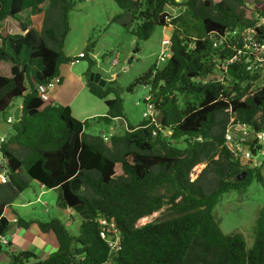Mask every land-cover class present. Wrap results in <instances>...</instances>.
Returning a JSON list of instances; mask_svg holds the SVG:
<instances>
[{"label": "trees", "instance_id": "16d2710c", "mask_svg": "<svg viewBox=\"0 0 264 264\" xmlns=\"http://www.w3.org/2000/svg\"><path fill=\"white\" fill-rule=\"evenodd\" d=\"M114 2L120 11L111 20L139 40L171 24V54L130 85L148 87L161 119L128 123L107 142L101 134H86L88 119L76 118L69 105L37 94V85L60 76L59 66L74 60L63 47L75 0H0V119L6 121L14 100L22 99L19 119L0 142L7 169V180L0 182V237L11 228L4 207L31 181L58 188L64 206L80 219L72 234L55 217H18V226L36 223L42 232L51 231L57 249L41 259L30 250L10 251L0 241V255L6 253L11 264H105L108 247L96 218L106 216L121 233L111 264H264V206L249 248L242 233H224L212 214L222 194L244 190L254 177L263 181L262 165L243 167L225 132L237 121L254 134L264 130V68L247 69L241 54L227 62L241 47L242 30L254 25L257 11L264 12V1L254 7L250 0ZM168 5L183 11L171 17ZM41 12L37 29L30 19ZM11 26L17 31L10 32ZM89 67L85 85L106 106L98 117L107 123L123 119L116 87L90 80ZM109 93L115 97L107 98ZM161 209L158 218L137 224Z\"/></svg>", "mask_w": 264, "mask_h": 264}, {"label": "rangeland", "instance_id": "374dc122", "mask_svg": "<svg viewBox=\"0 0 264 264\" xmlns=\"http://www.w3.org/2000/svg\"><path fill=\"white\" fill-rule=\"evenodd\" d=\"M250 1V6L254 7L255 4H260L264 0ZM182 9V6L168 5L165 7L171 17L181 13ZM119 11L120 9L114 0H75V6L69 15L70 29L64 40L63 51L66 55L74 57V60L72 64L68 62L62 63L60 66L67 65L70 67L72 72L80 77L83 84L81 88L75 87L69 94L68 99L72 101L73 115L79 117V120H84L81 117L85 113L97 112L99 107L102 109L105 106L104 100L92 95L85 85V71L89 67V60L93 61L89 67L90 72L99 74L108 84L111 82V85L116 87L123 104V119L116 118L107 123L98 116L88 118L85 133L89 135L122 133L128 123L135 125L147 119L145 96L149 93L148 87L133 85L130 89V85L151 65L156 64L158 68L162 67L166 59L160 60L159 57L162 53L169 51L167 46V49H164L166 43L163 42L170 38L171 24L156 26L148 39L139 40L127 32L119 22L111 20ZM42 16V12L32 15L30 24L40 29ZM16 31L14 26L10 27V32ZM80 51L86 53L85 58L77 57ZM113 97H115V93L107 95V98ZM21 100L18 97L14 103L21 102ZM111 127L113 130L110 129ZM229 131L237 136L252 137L251 132L242 134L237 127H232ZM257 161L262 165L260 171L263 181L254 177L244 190H230L222 194L212 210L213 217L221 230L224 233H242L247 248L251 247L253 243L255 220L259 209L264 206V156L259 152L256 154L252 165L260 166ZM202 166L203 164H199L194 167L191 176H195V173ZM36 184L35 181H31L30 186L16 197L15 202L20 204L19 207H15L17 214L24 220H46L55 217L63 223H67L69 219L70 222L67 223V227L72 234H77L80 219L73 209L64 206L58 188H45L44 192L40 193ZM162 210L164 209L139 219L137 224L140 225L158 218L161 216ZM9 235H6V239ZM3 247L5 248V246ZM0 264H11L10 257L6 253L0 255Z\"/></svg>", "mask_w": 264, "mask_h": 264}, {"label": "built area", "instance_id": "2783aa9c", "mask_svg": "<svg viewBox=\"0 0 264 264\" xmlns=\"http://www.w3.org/2000/svg\"><path fill=\"white\" fill-rule=\"evenodd\" d=\"M255 23L252 27L244 28L241 32V47L236 50L235 56L230 58L227 62L231 63L232 60L238 55L243 56L244 62L246 63V68L249 70H255L264 68V12L257 11L254 15ZM166 43L164 49L166 50L169 44V40H165ZM170 51L167 53H162L159 57L160 60H165L170 56ZM84 53H78L77 57H83ZM61 82L60 76L52 77L45 85H37V94L39 97L45 101L49 100L48 90L52 89ZM152 95L148 93L145 96V101L147 102V115L153 120L156 119L157 111L155 109V104L152 103ZM14 120L13 115H9L6 122L12 123ZM237 127L241 130L242 134L252 133V137L247 138L244 135L237 136L236 134L230 132V128ZM105 141L109 138L106 135H102ZM4 139V136H0V142ZM251 143H248V141ZM225 141L227 146L232 150L233 154L238 157L240 163L243 167H252L254 163V158L256 154L264 156V130L254 134L250 129L249 125L245 122L237 121L235 123H230L225 132ZM257 164H260L257 161ZM195 176H191L193 179ZM7 180V169L4 167V160L0 158V182H5ZM98 231L101 239L106 243L108 247V259L105 264H111L114 257L118 254L121 248V233L115 222L111 217L98 216L96 218ZM0 241L3 244H7L8 241L6 236H1Z\"/></svg>", "mask_w": 264, "mask_h": 264}, {"label": "crops", "instance_id": "0c3cea01", "mask_svg": "<svg viewBox=\"0 0 264 264\" xmlns=\"http://www.w3.org/2000/svg\"><path fill=\"white\" fill-rule=\"evenodd\" d=\"M72 63L73 61H70V64ZM59 75L61 77V82L55 87H53L52 89L48 90L49 101L52 104L69 105L71 108V112L73 114L72 105H71L72 101L68 99L69 94L75 87L81 88L83 84L80 80V77L74 74L72 70L70 69V67H67V65L60 66ZM76 83H77V86H76ZM14 104L15 106L13 107L12 115H13V111L15 107L20 106V110H21V102H17ZM105 112H106L105 106L102 109L99 107V110L97 112H87L81 118L82 119L94 118L96 116L104 115ZM76 118H79V117H76ZM110 129L113 130L112 127ZM112 134H115V133L113 132L106 136L110 138ZM117 134H120V133H117ZM0 136H5V133H0ZM0 185L2 184L0 183ZM36 185H37V188L39 189V192L43 193L45 187L40 183H37ZM15 200L16 199H14L11 202V204L5 206L3 209V215L9 220L11 224L15 223V220L18 217H20L17 214V209L15 208V207H19L20 204L16 203ZM69 222L70 221L68 219L67 223ZM15 225L16 226H15L13 233H11L9 237L7 238L8 243H7L6 248L8 250L10 251L30 250L31 252L35 253L39 258L44 259L50 253H52L53 251L57 249V241H56L54 234L51 231L42 232L36 223H31L28 227H21V226H18L16 223Z\"/></svg>", "mask_w": 264, "mask_h": 264}, {"label": "water", "instance_id": "95a60500", "mask_svg": "<svg viewBox=\"0 0 264 264\" xmlns=\"http://www.w3.org/2000/svg\"><path fill=\"white\" fill-rule=\"evenodd\" d=\"M130 60H131V58L129 59V61ZM89 78H90V80H93L94 82L99 83L102 86L105 84V80L103 78H101L99 74L90 73ZM13 117L15 120L19 119V117H20V106L15 107V109L13 111ZM161 117H162V112L158 111L157 115H156V120H160ZM10 127H11V123L6 122L3 119H0V133H6ZM238 178H241V176H238ZM15 226H16L15 223L11 224V228L8 230V234L13 233Z\"/></svg>", "mask_w": 264, "mask_h": 264}]
</instances>
